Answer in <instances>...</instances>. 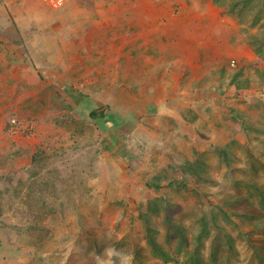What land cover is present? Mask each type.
Returning a JSON list of instances; mask_svg holds the SVG:
<instances>
[{"label":"crops","instance_id":"0c3cea01","mask_svg":"<svg viewBox=\"0 0 264 264\" xmlns=\"http://www.w3.org/2000/svg\"><path fill=\"white\" fill-rule=\"evenodd\" d=\"M223 10L213 0H64L51 13L44 0H0V82L25 91H18L21 97L67 95L68 109L81 107L89 121L92 111L106 115L101 122L92 117L108 152L85 189L119 193L115 178L121 181V171L129 170L133 185L127 189L151 192L145 184L163 185V171L169 176L182 156L192 160L187 152L197 142L226 140L217 113L243 111L248 90L229 84L231 63L240 71L253 52ZM231 91L237 98L230 99ZM74 92L78 104L70 98ZM19 140L17 148L35 153L38 139ZM0 143L2 154L7 144ZM139 147L148 152L147 163L137 159ZM106 172L114 180L104 183Z\"/></svg>","mask_w":264,"mask_h":264},{"label":"rangeland","instance_id":"374dc122","mask_svg":"<svg viewBox=\"0 0 264 264\" xmlns=\"http://www.w3.org/2000/svg\"><path fill=\"white\" fill-rule=\"evenodd\" d=\"M262 10L264 0H250L239 16L237 13L231 18L239 28L238 38L248 46L249 35L264 33V26L260 27L264 25V15L260 25L250 27ZM252 54V60L241 65L244 78L251 85L245 92L241 113L245 126L235 122L230 114L227 117L219 112L215 124L221 126L218 132L225 133L226 140L219 145L197 142V150L187 152L191 158L195 151L207 154L211 182H198L182 173L177 177L178 181L188 182L189 188L198 189V195L166 187L172 174L160 184L161 190L137 194L127 189L128 184L133 185L129 170L121 171V181L115 178L119 193L85 192L78 186L79 181L82 187L92 182L100 168L97 165L105 162L104 154L108 152L97 124L80 114L79 106L77 112L70 111L67 95L52 97L49 91L37 98L31 94L21 97L18 91H25L16 89L10 81L0 82V99L8 107L0 112V142L11 149L8 153L4 146L5 152L0 154L5 159L1 163L3 169L0 168V264H171L153 254L147 232L138 219V204L158 196L167 198L172 220L188 235L189 245L182 247L177 257L179 264H193L191 254H196L200 264H264V60ZM231 70L233 75L238 67ZM219 81L220 77L216 82ZM230 93V99L237 98L235 91ZM75 94L70 98L75 100ZM4 95L10 97H6L7 103ZM229 105L234 108L237 104L232 101ZM59 117L60 121H67L65 126L58 125ZM126 134L131 135L128 130ZM210 135L208 131L205 137L209 139ZM23 138L26 143L30 138L38 139L44 149L47 146L43 140L51 142L52 149L46 148L40 166L31 164L33 153L18 157L19 161L8 155L16 151ZM130 141L137 144L134 137ZM215 147L225 148L229 165L219 160ZM138 149L141 154L137 159L147 163L148 152ZM169 150L170 147L171 153ZM111 179L114 176L106 172L104 183ZM116 197L127 200L129 207L120 209L113 202ZM245 212L250 214L248 220L234 215ZM164 217V213L152 216L150 227L154 239L172 255L178 241L174 234L168 241ZM203 230L207 234L202 235Z\"/></svg>","mask_w":264,"mask_h":264},{"label":"trees","instance_id":"16d2710c","mask_svg":"<svg viewBox=\"0 0 264 264\" xmlns=\"http://www.w3.org/2000/svg\"><path fill=\"white\" fill-rule=\"evenodd\" d=\"M214 4L218 7V8H222L224 9V13L227 16L230 17H234L235 14L238 13L241 14V12L243 11V8L248 5V3L250 2V0H213ZM264 15V11H259L258 14L254 17V19L252 20V23L250 24L251 28H255L258 25H260L261 20L263 19ZM263 27L264 25L261 24L260 27ZM249 46L252 48V52L255 53L261 60H264V33H261L260 31L258 32H254L253 34L249 35ZM221 74L224 75L226 74V71L224 69L221 70ZM231 76V80L230 83L231 85H234L236 87L237 90H247L251 87L250 82L248 80V78H244V71L243 69L236 72L235 74L230 75ZM73 102L77 103V99L74 100L72 99ZM78 112H80V114L82 113L81 107L79 108ZM230 115L233 118L234 121H240L242 127L245 126V122L242 120L241 118V114L235 110V109H231L230 108ZM90 118L92 119V122L94 120L95 117V121L99 120L101 122L102 118H105L106 115L103 112H97V111H92L90 114ZM60 117L57 118L58 120V125L66 123L65 120L62 119V121H60ZM98 121V122H99ZM60 122V123H59ZM95 123V122H94ZM97 124V123H95ZM101 124H97V126L99 127ZM45 141V145L48 148V151L52 149V144L48 139L43 140ZM46 147V148H47ZM46 148L44 149V147L41 145L36 147V151L32 156L31 159V164L34 166H40L46 156ZM13 154H10V157L15 159L16 157H21V156H25V154L29 153V151H24V149L22 150V148H18L16 149V151L12 152ZM215 153L217 154L219 160L226 164L229 165V158H228V153L226 152L224 147H215ZM206 153H201L199 151H195L194 152V157L192 158V160H189L186 156H182V160L180 164V168H178L177 165L179 164H175L174 165H170L171 167L167 170L169 171L170 174H172V177L169 179V176H167L168 173H163L160 177V180H168L166 187H168L169 189H172L174 191H177L179 193H188L189 195H198V189L196 188H189L188 182L186 181H178V176L180 173H182V175L184 176H189L191 179L198 181V182H211V178L207 175V159H206ZM178 163V161L176 162ZM179 171V173L177 172ZM36 174V173H35ZM82 181L80 180L78 183V186L80 188H82L85 192H90L91 189L87 188L85 189V187H82ZM44 186V185H43ZM146 187L153 190V191H157L159 189L162 188V185H157V183L154 184H148L146 183ZM32 189V188H31ZM150 191H145L144 193H149ZM113 202L120 208V209H127L129 207V203L127 200L124 201H118L117 199L114 198ZM168 206H169V202L167 200V198L165 196H158V197H153L152 199L149 198L147 200V203L145 204H138V209H139V214H138V219L142 222V225L145 229V231L147 232V238H148V244L151 248V251L153 252V254L156 256L157 259L162 260L163 263H168L171 262V264H179V260L177 259V257L180 255V251L182 247H187L189 245V239H188V235L186 230H184L179 224L175 223L172 218H171V214L170 211L168 210ZM161 207H164V210H162ZM53 211V210H52ZM160 213H164L165 217H164V224L166 225V229H167V239L169 241V236L170 234H174L176 240L178 241V247L176 249V251H174V253L171 255L169 254L167 251H165L161 245L154 239L153 233L154 230L151 229L150 227V221L152 216L154 215H159ZM223 214L225 217H227L229 219V215L227 213L226 210L223 211ZM235 216H240V217H248L250 216V214L248 213H242V214H234ZM215 219V218H214ZM131 221L133 220L135 223V218L131 217L130 219ZM204 217H201L199 219V221H203ZM202 235L207 234L206 231H202L201 232ZM135 257H138V254L135 255ZM189 259L193 262V264H200L199 263V259L196 256V254H191ZM158 264V263H156Z\"/></svg>","mask_w":264,"mask_h":264},{"label":"built area","instance_id":"2783aa9c","mask_svg":"<svg viewBox=\"0 0 264 264\" xmlns=\"http://www.w3.org/2000/svg\"><path fill=\"white\" fill-rule=\"evenodd\" d=\"M44 2L46 3V5H47V8H48V10H49V12H51V13H54V12H56L59 8H61L62 6H63V4H64V0H44ZM231 66L232 67H235V64L234 63H231ZM17 124L16 123H14V126L15 127H18V126H16ZM29 128V126H26V130H27V132L29 133V131H30V128Z\"/></svg>","mask_w":264,"mask_h":264},{"label":"clouds","instance_id":"9594fccd","mask_svg":"<svg viewBox=\"0 0 264 264\" xmlns=\"http://www.w3.org/2000/svg\"><path fill=\"white\" fill-rule=\"evenodd\" d=\"M232 67V66H231Z\"/></svg>","mask_w":264,"mask_h":264}]
</instances>
